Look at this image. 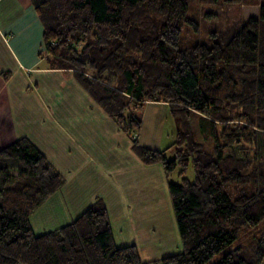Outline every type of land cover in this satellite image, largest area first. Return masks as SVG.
I'll use <instances>...</instances> for the list:
<instances>
[{
	"label": "trees",
	"instance_id": "trees-1",
	"mask_svg": "<svg viewBox=\"0 0 264 264\" xmlns=\"http://www.w3.org/2000/svg\"><path fill=\"white\" fill-rule=\"evenodd\" d=\"M31 2L51 68L72 71L138 158L162 165L183 251L143 261L136 245L118 247L100 199L35 234L31 215L65 178L22 138L0 150V264H205L225 249L215 264H264V1L257 17L186 48L184 27L198 28L188 0ZM147 102L167 104L176 122L164 150L138 144ZM197 116L212 149L197 141ZM190 164L194 181L170 180Z\"/></svg>",
	"mask_w": 264,
	"mask_h": 264
},
{
	"label": "crops",
	"instance_id": "crops-1",
	"mask_svg": "<svg viewBox=\"0 0 264 264\" xmlns=\"http://www.w3.org/2000/svg\"><path fill=\"white\" fill-rule=\"evenodd\" d=\"M43 51L31 0H0V150L27 138L65 178L31 215L35 234L72 223L100 199L118 247L136 245L143 261L181 253L162 165H145L131 138L71 73L51 68ZM141 115L143 147L164 150L174 142H163L167 128L176 132L167 104L147 102Z\"/></svg>",
	"mask_w": 264,
	"mask_h": 264
},
{
	"label": "rangeland",
	"instance_id": "rangeland-1",
	"mask_svg": "<svg viewBox=\"0 0 264 264\" xmlns=\"http://www.w3.org/2000/svg\"><path fill=\"white\" fill-rule=\"evenodd\" d=\"M263 1L264 0H242L240 3L230 4L225 0H188V17L196 21L198 28L195 29L194 26L189 24L184 27L180 48L190 47L199 43L209 44L212 33H221V31L225 30L228 26H237L238 24L247 21L250 17H257L259 5ZM65 72H69L73 75L72 71ZM198 118V116L194 117L192 119V123L196 132L197 141L199 143H203V136L198 129ZM170 129L171 128H167L164 132V143H166L168 140H171L173 136L175 137L176 135V132L174 134ZM204 143L206 145L209 144L207 141ZM138 144L142 146L139 141ZM208 149H212L210 144L208 145ZM194 176L195 173L193 171L192 165L190 164L182 175H180L179 167L175 169L171 173L170 180L173 183L180 184L183 177L188 178L190 181H194ZM227 250L228 249H225L222 252L216 254L205 264H215L222 258Z\"/></svg>",
	"mask_w": 264,
	"mask_h": 264
}]
</instances>
